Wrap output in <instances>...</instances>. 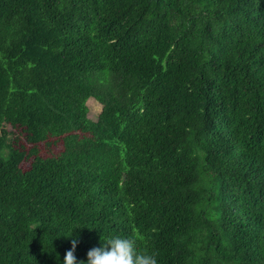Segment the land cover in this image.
<instances>
[{"label": "trees", "instance_id": "16d2710c", "mask_svg": "<svg viewBox=\"0 0 264 264\" xmlns=\"http://www.w3.org/2000/svg\"><path fill=\"white\" fill-rule=\"evenodd\" d=\"M72 233L264 264V0H0V264Z\"/></svg>", "mask_w": 264, "mask_h": 264}, {"label": "clouds", "instance_id": "9594fccd", "mask_svg": "<svg viewBox=\"0 0 264 264\" xmlns=\"http://www.w3.org/2000/svg\"><path fill=\"white\" fill-rule=\"evenodd\" d=\"M71 247L66 251L62 264H158V258L151 251L140 250L137 240L128 235L101 236V242L89 249L87 259L75 255L78 237L73 235Z\"/></svg>", "mask_w": 264, "mask_h": 264}, {"label": "rangeland", "instance_id": "374dc122", "mask_svg": "<svg viewBox=\"0 0 264 264\" xmlns=\"http://www.w3.org/2000/svg\"><path fill=\"white\" fill-rule=\"evenodd\" d=\"M88 107V118L92 121H95L101 111V104L95 101L93 98L88 99L86 103ZM8 130H10L9 126H6Z\"/></svg>", "mask_w": 264, "mask_h": 264}]
</instances>
